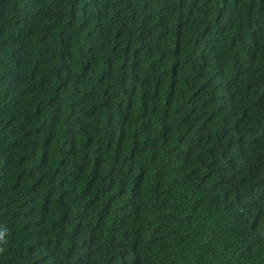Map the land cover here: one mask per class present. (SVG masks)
Listing matches in <instances>:
<instances>
[{"label":"trees","instance_id":"trees-1","mask_svg":"<svg viewBox=\"0 0 264 264\" xmlns=\"http://www.w3.org/2000/svg\"><path fill=\"white\" fill-rule=\"evenodd\" d=\"M0 264H264V0H0Z\"/></svg>","mask_w":264,"mask_h":264}]
</instances>
